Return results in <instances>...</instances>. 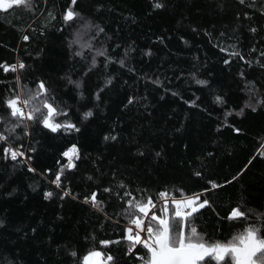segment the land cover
<instances>
[{"label":"trees","instance_id":"1","mask_svg":"<svg viewBox=\"0 0 264 264\" xmlns=\"http://www.w3.org/2000/svg\"><path fill=\"white\" fill-rule=\"evenodd\" d=\"M83 2L84 0H81L82 4ZM152 2L153 0H104V10L96 17V21L103 22L109 32L119 29L113 43L122 45V48L117 50L121 54L123 47L134 44L136 52L128 64L136 71L133 74L127 69H120L118 65L113 66V74L118 80L115 87L105 93V102L101 104L105 111L99 114L103 118L97 119L94 116L85 121L87 128L83 135L57 136L47 142L36 158L35 166H38L39 170L43 167L53 169L48 174V180L54 178L57 169L55 159L59 158V152L71 143H77L82 149V154L90 158L98 155L102 157L103 163L99 165L102 172L114 168L117 170V176L125 182H131L132 187H146L154 193L165 185L181 187L183 181L186 191L190 189L191 192H199L206 186L204 181L198 178L185 180L188 173L184 165L194 154H199L201 149L216 150L212 141H218L220 148L216 150V160L219 171L224 172L229 167L235 169L237 164L242 166L246 158L259 147L264 138V111L251 113L246 110V118L228 117L230 123L235 121L237 126L246 128V135L237 136L230 128H224L217 134L215 127L224 120L223 110L212 102L209 88L196 85L190 76L194 64L192 57L199 55L200 63L206 64V68L201 69L198 78H207V72H213L211 87L218 93H226L229 104L239 109L246 99L245 92L241 91L244 81L237 77L240 64L234 61L229 71L222 65V59L227 56L213 49L202 34H193L190 28L195 24L208 29L213 25L220 28L227 24L236 12L251 10L240 6L238 0H224L222 13L216 11L218 0H171L166 10L151 11ZM260 2L264 0H258L257 7ZM64 4L65 0H49L48 11L57 19L51 20L45 15L38 20L34 25L37 28L45 20L48 21L46 33L44 36L37 33L27 44L20 42L18 37L32 24L29 12L17 8L0 18V41L17 49V52H10L9 47H0V60H14L18 54L31 66L30 75L26 77L29 80L34 77H51L58 80L65 74L71 75L74 80L81 78L80 73L86 67L87 59L81 61L77 58V62L69 59L66 44L71 38L72 30L68 29L63 33L56 31L60 25V13ZM108 9L112 11L109 12ZM181 13L187 19H182ZM256 20L264 23V18L258 14ZM158 35L165 37L164 44L154 42ZM180 36H184L189 44H184ZM252 40L251 34L245 31L239 44L240 49L246 51ZM86 41L87 37H84L81 42ZM25 48L32 53V57H35V53L40 49L44 51L40 57L33 60L26 54ZM149 49L151 56H144L143 53ZM204 52L208 54L207 59L203 55ZM245 71L249 70L245 67ZM181 73V79L176 80L175 77ZM102 74V68L100 72L93 71L88 77V87L95 90ZM156 75L161 76L163 87L146 80L147 76L155 78ZM125 80L127 84L124 83ZM164 87L176 91L179 95L173 97L171 92L165 94ZM61 91L66 89L61 87ZM129 95L136 96L138 103L123 109L120 102L126 101ZM161 95H164L163 100L160 99ZM143 96H147L146 101L139 99ZM180 96L183 100L201 97L197 103L201 108L212 112V116L198 108H189ZM113 128L119 133V143L104 142L103 135ZM138 146L140 150L150 149L153 154L138 158ZM226 149L233 150L231 156L227 154ZM155 151H162L163 158H155ZM78 164L81 171L71 178V187L82 199L91 190L87 175H91L94 169L91 159ZM85 168L88 169L87 172L84 171ZM98 176L99 174L97 178ZM217 179L222 183L224 177ZM46 187L48 184L41 177L29 174L26 168L17 166L13 169V162H5L0 156V218L23 227L39 225L35 239H27L12 229L0 231V253L9 255V258L14 253L15 257L22 260V264H41L43 252L49 264H59L64 258V246L70 250H78L82 256L91 247L99 248L100 239H114L119 233L120 229L111 223H106L101 229L97 223L100 214L79 201L66 200L63 202V208L59 207L62 202L58 198L44 201L42 191ZM32 188H36V191ZM261 195H264V160L257 158L242 179L213 191L205 198L222 201L224 207L217 208V211L223 216L231 206L238 203L245 209L253 207L257 211H264V201L257 199ZM98 198L106 197L98 194ZM120 208L121 205L116 201L106 205L109 215ZM58 215L64 219L57 220ZM196 219L198 230L206 233L211 239H231L242 231L244 226L243 222L218 221L211 209L202 210ZM93 232L96 242L85 241V235ZM57 245L61 246L59 255L56 254ZM110 248L113 253H120L123 244L112 245Z\"/></svg>","mask_w":264,"mask_h":264},{"label":"snow or ice","instance_id":"2","mask_svg":"<svg viewBox=\"0 0 264 264\" xmlns=\"http://www.w3.org/2000/svg\"><path fill=\"white\" fill-rule=\"evenodd\" d=\"M170 3L171 0H153L150 9L166 10ZM238 4L251 11L236 12L233 18L220 28L213 25L208 29L195 24L191 26L190 31L197 36L202 34L213 49L227 56L222 59V65L229 71L234 61L240 64L237 77L244 81L241 91L245 92L246 99L237 110L229 104L226 93H218L211 87L213 72L208 71L207 78H198L201 69L206 68V64L200 63L199 55L192 57L194 64L190 76L196 85L209 88L212 102L223 110L224 120L217 123L215 132L219 134L224 128H230L233 134L240 136L246 135L247 129L237 126L235 121L230 123L228 117L246 118V110L251 113L264 111V23L256 20L257 14L264 18V2H260L259 7L258 0H238ZM48 7L49 0H0V18L17 8L29 12L32 24L18 37L20 42L27 44L37 33L39 36L46 33L48 21L45 20L37 28L34 25L38 20L45 15L51 20L57 19L48 11ZM103 10L104 0H84L83 4L81 0H65L62 6L60 25L56 31L63 33L68 29L72 30L71 38L66 44L69 59L73 62H77V58L81 61L87 59L79 79L74 80L71 75L65 74L58 80L51 77H34L29 80L26 77L30 75L31 66L18 54L14 60H0V156L5 162H13V169L17 166L26 168L29 174L38 175L47 182L48 187L42 191L44 201L58 198L62 202L59 204L60 208L64 207L63 202L66 200L79 201L100 214L97 223L101 229L106 223L114 224L120 229L114 239H100L99 248L91 247L82 256L78 250H70L64 246V258L59 264H264V211H257L253 207L245 209L238 203L231 206L227 214L222 216L217 211V208L224 207L222 201L205 198L213 191L242 179L257 158L264 160V138L255 153L247 157L242 166L237 164L235 169L229 167L224 172L219 171L216 160V150L220 148L218 141H212L216 150L201 149L199 154H194L184 165L188 173L185 180L198 178L204 181L206 186L199 192H191L190 189L186 191L183 181L181 187L165 185L154 193L146 187H132L131 182H125L117 176L116 169L109 168L102 172L99 167L103 163L102 157L98 155L90 158L82 154V149L77 143H71L59 152V158L55 159L57 169L53 179L48 180L52 168L43 167L39 170L38 166H35L36 158L49 140L57 136L83 135L87 128L85 121L94 116L97 119L103 118L99 114L105 111L101 107L105 102V93L114 88L118 80L113 74V66L118 65L120 69H127L135 74V68L130 67L128 61L133 58L136 48L134 44H128L123 47L122 54L117 51L122 45L113 42L119 29L109 32L103 22L96 21V17ZM108 11L111 12L112 9ZM216 11H224V0H218ZM181 17L187 19L182 13ZM245 31L251 34L253 40L251 46L243 51L239 44ZM84 37H87L86 43L81 42ZM180 40L186 45L189 44L184 36H180ZM154 42L164 44L165 37L158 35ZM0 47L9 46L0 41ZM9 51L17 52V49L9 47ZM43 51L44 49H40L35 53V57H32V53L25 48L26 54L33 60L40 57ZM143 54L150 57L152 53L149 49ZM203 55L207 59V52ZM101 68L102 79L93 90L88 87V77L93 71L100 72ZM182 76L183 73L175 78L180 80ZM146 80L163 87L160 75L155 78L147 76ZM124 83L127 84V80ZM61 87L66 91L62 92ZM163 91L165 94L171 92L173 97L179 95L167 87H164ZM139 99L146 101L147 96ZM160 99L163 100L164 95H161ZM180 99L183 100V97L180 96ZM199 100L201 97L196 96L193 100L183 102L189 108H198L212 116V112L207 108H201L197 103ZM134 103H138L137 97L129 95L126 101L120 102V106L128 109ZM118 137L119 133L113 128L103 135V141L119 143ZM225 151L229 156L232 155V149ZM152 154L150 149L140 150V146L137 147L138 158H146V155ZM154 156L162 159L163 153L155 151ZM87 159H91L94 171L87 175L91 190L81 199L80 195L72 190L71 178L81 171L78 162L83 163ZM84 171L87 172L88 169L85 168ZM220 176L224 177L222 183L217 179ZM32 190L36 191V188ZM98 194L106 198H98ZM257 199L264 201V195ZM112 201L118 202L121 208L109 215L106 205ZM205 209H211L220 222H243L242 231L227 240L209 238L206 233L198 230L196 219ZM56 219L62 221L64 218L58 215ZM9 229L27 239H35L39 225L23 227L0 218V231ZM84 239L95 243L96 235L94 232L88 233ZM49 241L51 244V237ZM121 244L122 252L111 251L110 246ZM60 252L61 246L57 245L56 254L59 255ZM0 264H22V260L15 257L14 253L11 258L0 253ZM41 264H49L43 252Z\"/></svg>","mask_w":264,"mask_h":264}]
</instances>
